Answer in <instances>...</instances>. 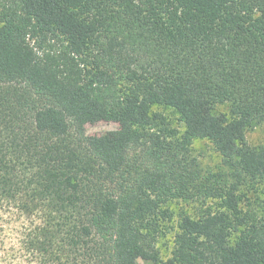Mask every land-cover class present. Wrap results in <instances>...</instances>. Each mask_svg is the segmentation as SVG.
<instances>
[{
	"label": "trees",
	"instance_id": "1",
	"mask_svg": "<svg viewBox=\"0 0 264 264\" xmlns=\"http://www.w3.org/2000/svg\"><path fill=\"white\" fill-rule=\"evenodd\" d=\"M99 121L118 127L88 134ZM255 123L264 0H0V203L47 264H264ZM174 202L194 212L168 246Z\"/></svg>",
	"mask_w": 264,
	"mask_h": 264
},
{
	"label": "rangeland",
	"instance_id": "2",
	"mask_svg": "<svg viewBox=\"0 0 264 264\" xmlns=\"http://www.w3.org/2000/svg\"><path fill=\"white\" fill-rule=\"evenodd\" d=\"M153 109L164 113L171 118L175 125L182 127L175 119L176 114L167 104L153 106ZM216 113L227 112V106L219 104L214 110ZM144 109L134 107L131 110L130 118L139 120L143 117ZM118 127L116 122L99 121L93 124L86 125L88 134L100 135L106 132H111ZM246 139L251 146L264 144V124L255 123L247 126L245 129ZM194 147L199 154L200 162L206 167H216L220 162V155L215 151L209 139H198L194 141ZM255 199V195L245 190L240 195L239 207L242 210L247 209L250 203ZM171 218L167 221L166 244L171 246L173 235L177 230V223L180 215L183 213L193 214V208L190 205H185L182 202H174L169 207ZM28 218L10 205L0 203V264H47L41 255L31 253L24 247L23 236L27 225ZM164 253H168L167 249L163 248ZM139 264H146L142 260Z\"/></svg>",
	"mask_w": 264,
	"mask_h": 264
}]
</instances>
